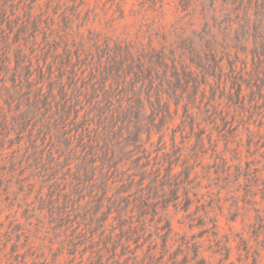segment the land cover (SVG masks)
<instances>
[{
	"label": "rangeland",
	"instance_id": "1",
	"mask_svg": "<svg viewBox=\"0 0 264 264\" xmlns=\"http://www.w3.org/2000/svg\"><path fill=\"white\" fill-rule=\"evenodd\" d=\"M181 3L0 0V264H153L147 256L154 250L156 264H181L184 256L194 264L196 246L207 264H264V109H231L234 124L224 131L226 138L204 123L206 134L218 141L215 148L206 140L196 148L193 134L188 140L184 133L175 134L174 146L183 147V156L174 172L184 178L183 162L193 168L186 187L192 204L188 213L170 205L166 216L154 217L145 236L129 242L128 249L123 244L113 249L123 231L116 215L108 216L103 227L101 220L117 190L136 192L130 182L140 170L126 161L103 169L98 161L92 165L96 181L83 177L84 162L96 158L95 148L103 146L93 139L99 131L97 110L126 109L133 93L141 99L154 94V87L134 83L133 71L116 74L109 52L127 45L176 48L181 33L191 36L202 26L198 16H188L192 4L184 12ZM110 75L120 79L115 82ZM40 91H52L55 100L33 116L30 106ZM220 101L224 106L226 100ZM67 109L77 112L67 116ZM86 119L91 122L83 131ZM178 124L176 119L163 129L164 152L171 150ZM160 135L155 133L144 145L147 154L140 150L137 157L148 172L160 169L163 176L162 152L156 150ZM141 138L146 141V134ZM105 174L109 190L97 210L93 191ZM204 211L217 219L215 235L205 232L211 224L201 220ZM193 213L192 221L187 214ZM165 217L172 233L170 250L163 253Z\"/></svg>",
	"mask_w": 264,
	"mask_h": 264
},
{
	"label": "trees",
	"instance_id": "2",
	"mask_svg": "<svg viewBox=\"0 0 264 264\" xmlns=\"http://www.w3.org/2000/svg\"><path fill=\"white\" fill-rule=\"evenodd\" d=\"M191 4L193 8L188 16H198L202 23L201 29L193 31L191 36L181 33L176 48L171 51L165 45L159 49L149 46L143 50L127 45L117 46L113 53L109 52L112 64L116 66V74L124 75L133 71L134 83L140 82L142 89L146 85L154 87V94H147L145 99H141L139 93H133L126 109L97 110L100 114L99 131L93 139L97 145L103 146L95 148L96 158L84 162L86 165L82 169L85 172L84 179L92 180L95 179L93 172L97 169V166L92 165L98 161L103 169L117 168L126 161L140 170L138 175H132L130 182V186L135 184L136 192L129 195V187L117 190L109 199V207L101 220L103 227L107 217L114 213L123 229L122 236L113 243V249L119 244L128 249L129 242L136 243L142 239L154 217L166 216L170 205L175 210L188 213L192 201L186 187L191 185L189 176L193 168L183 162L184 178L174 172L183 156V147L174 146L177 132L184 133V139L187 140L193 134L196 148H203L205 140L215 148L218 141L212 140L211 133L206 134L204 123L213 124L215 130L220 129L223 138H226L224 131L234 124L233 116L229 117L231 109H264V0H182V10L187 11ZM176 51L179 52L178 58L175 57ZM107 77H112L115 82L120 79V76ZM217 92L220 94L219 100H215ZM105 98L111 100L109 96ZM221 99L226 100L224 106H221ZM54 100L52 91L47 95L40 91L35 101H32L34 105L31 103L33 106H30L33 116L39 109L49 107V102L53 103ZM144 105L149 106L150 113H147ZM192 109H197V112ZM72 111L77 112L76 109H67L66 115ZM113 112V116L108 118L107 114ZM63 114L65 117V111ZM202 114L207 117L201 119ZM262 117L264 118L263 115ZM176 119L179 124L173 129V145L171 150L164 152L167 146L163 140V129L167 130V126ZM89 122L91 119L85 120L83 131H87ZM157 122L159 127L156 126ZM187 127L189 133L185 132ZM233 130L234 128L231 131ZM157 132L161 133V146L156 150L162 152L161 167L165 168L163 176L160 175V169L148 172L147 165L140 166L137 157L140 150L143 155L147 154L144 145ZM143 134L147 136L146 141L141 138ZM129 148L133 150L130 151ZM107 176H101L100 184L93 191L96 192L94 196L97 210L101 208L109 190ZM136 176L140 177L139 180ZM166 190H169V194H166ZM203 213L201 220L206 218L207 224H211L205 232L209 230L215 235L218 229L217 219L209 217V211ZM194 215L195 213L191 216L187 214L189 219L192 217V221ZM201 225L205 226L203 223ZM162 230L161 251L165 253L170 250L168 240L172 233L170 220L166 217ZM147 257L149 263L156 264L158 261H155V250ZM191 260L194 264H207L197 246ZM188 263L190 261L184 256L181 264Z\"/></svg>",
	"mask_w": 264,
	"mask_h": 264
}]
</instances>
